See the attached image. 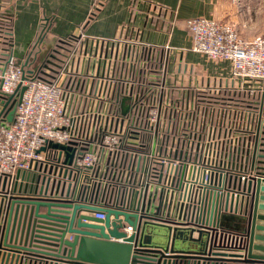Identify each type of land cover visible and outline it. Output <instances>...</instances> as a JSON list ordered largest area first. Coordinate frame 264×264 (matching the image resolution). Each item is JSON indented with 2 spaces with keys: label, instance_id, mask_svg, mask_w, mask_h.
Instances as JSON below:
<instances>
[{
  "label": "built area",
  "instance_id": "obj_1",
  "mask_svg": "<svg viewBox=\"0 0 264 264\" xmlns=\"http://www.w3.org/2000/svg\"><path fill=\"white\" fill-rule=\"evenodd\" d=\"M154 14L145 8L140 21H124L112 37L71 34L72 49L60 67L44 68L49 79L33 76L35 66L18 63L14 52L0 65V89L9 97L0 103V114L9 100L14 104L12 123L0 121V180L29 171L69 184L70 194L87 198L95 189L128 198L135 188L152 184L187 205L206 188L223 190L228 176H256L245 155L262 133L261 111L245 113L240 127L218 119L208 127L210 138L196 143L188 135L170 136L168 117L192 101L193 88L219 93L234 84L264 92V32L243 37L228 22L188 19L190 49L227 61L230 69L223 81L191 85L169 78L174 49L150 38ZM51 143L73 147L69 165L65 150ZM0 264L10 263L0 256Z\"/></svg>",
  "mask_w": 264,
  "mask_h": 264
},
{
  "label": "water",
  "instance_id": "obj_2",
  "mask_svg": "<svg viewBox=\"0 0 264 264\" xmlns=\"http://www.w3.org/2000/svg\"><path fill=\"white\" fill-rule=\"evenodd\" d=\"M51 146L71 163V145ZM222 186L182 205L147 184L128 198L104 191L110 204L100 205L98 189L73 196L69 184L18 171L0 180V256L10 264H264V173L231 175Z\"/></svg>",
  "mask_w": 264,
  "mask_h": 264
},
{
  "label": "crops",
  "instance_id": "obj_3",
  "mask_svg": "<svg viewBox=\"0 0 264 264\" xmlns=\"http://www.w3.org/2000/svg\"><path fill=\"white\" fill-rule=\"evenodd\" d=\"M1 6L13 15L17 56H23L38 36L46 37L38 41L31 66L43 60L55 37L80 33L112 37L120 24L140 21L143 10L152 7L155 27L149 30L150 38L174 49L169 51V78L191 85L223 81L230 69L227 61L210 60L190 49L188 19L202 16L228 22L243 37L264 32V0H0Z\"/></svg>",
  "mask_w": 264,
  "mask_h": 264
},
{
  "label": "trees",
  "instance_id": "obj_4",
  "mask_svg": "<svg viewBox=\"0 0 264 264\" xmlns=\"http://www.w3.org/2000/svg\"><path fill=\"white\" fill-rule=\"evenodd\" d=\"M42 36H38L34 43L30 45L26 53L16 57V61L22 65H32L34 56L38 50V41ZM43 40L46 37L42 38ZM75 39L71 34L64 37H55L51 40L50 47L42 60L41 65L32 67V75L35 77L49 79L50 75H45V67L57 69L62 64V61L69 55L72 49V41ZM14 38H13V15L7 8L0 7V65L4 64L10 57L13 56ZM229 90L214 93L210 92V88L194 89L192 92V101L185 103V107L180 103L181 110L179 113H173L168 117L171 132L170 136H174L182 140V136L188 135L196 142H203L210 138L208 127L215 125L218 119L225 120L226 123L239 126L245 113L252 116H258L259 112L262 123H264V92L239 89L232 85H228ZM8 96L0 89V103L8 101ZM13 99L9 100L8 105L0 114V121L7 118L9 112L13 109ZM186 107H189L186 109ZM12 121H6V124H11ZM254 127V125H253ZM259 136L256 146V155L253 171L264 173V169L258 168L264 166V125ZM181 137V138H180ZM262 154V155H261ZM246 160L251 162L252 151H248L245 155ZM257 166V167H256ZM103 198L101 193H98L97 200ZM106 200V201H105ZM104 204L109 201L104 197ZM110 204V203H109ZM108 204V205H109Z\"/></svg>",
  "mask_w": 264,
  "mask_h": 264
},
{
  "label": "rangeland",
  "instance_id": "obj_5",
  "mask_svg": "<svg viewBox=\"0 0 264 264\" xmlns=\"http://www.w3.org/2000/svg\"><path fill=\"white\" fill-rule=\"evenodd\" d=\"M42 58H40V61L37 63V65L41 62Z\"/></svg>",
  "mask_w": 264,
  "mask_h": 264
}]
</instances>
